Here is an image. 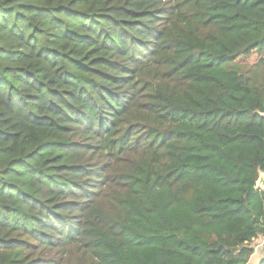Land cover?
<instances>
[{"label":"trees","instance_id":"trees-1","mask_svg":"<svg viewBox=\"0 0 264 264\" xmlns=\"http://www.w3.org/2000/svg\"><path fill=\"white\" fill-rule=\"evenodd\" d=\"M263 112L264 0H0V264H249Z\"/></svg>","mask_w":264,"mask_h":264},{"label":"crops","instance_id":"crops-1","mask_svg":"<svg viewBox=\"0 0 264 264\" xmlns=\"http://www.w3.org/2000/svg\"><path fill=\"white\" fill-rule=\"evenodd\" d=\"M264 258V243L258 244L255 247V252L250 259L249 264H259V262Z\"/></svg>","mask_w":264,"mask_h":264},{"label":"rangeland","instance_id":"rangeland-1","mask_svg":"<svg viewBox=\"0 0 264 264\" xmlns=\"http://www.w3.org/2000/svg\"><path fill=\"white\" fill-rule=\"evenodd\" d=\"M256 60H257V55L255 54L250 58H245L243 61L239 60V62H245V63L251 64ZM262 240H263V236L260 237L258 240L254 241L253 246L256 247V246H258V244H263L264 242Z\"/></svg>","mask_w":264,"mask_h":264},{"label":"water","instance_id":"water-1","mask_svg":"<svg viewBox=\"0 0 264 264\" xmlns=\"http://www.w3.org/2000/svg\"><path fill=\"white\" fill-rule=\"evenodd\" d=\"M262 115L264 116V112L262 113ZM257 188H263L264 187V172L260 171V175L259 178L257 180Z\"/></svg>","mask_w":264,"mask_h":264},{"label":"built area","instance_id":"built-area-1","mask_svg":"<svg viewBox=\"0 0 264 264\" xmlns=\"http://www.w3.org/2000/svg\"><path fill=\"white\" fill-rule=\"evenodd\" d=\"M262 241L264 242V235H263V240Z\"/></svg>","mask_w":264,"mask_h":264}]
</instances>
